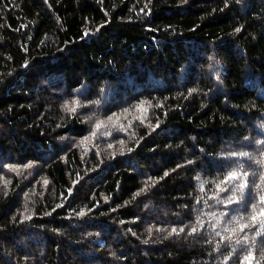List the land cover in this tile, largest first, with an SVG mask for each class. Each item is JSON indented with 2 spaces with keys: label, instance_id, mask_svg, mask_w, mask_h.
<instances>
[{
  "label": "trees",
  "instance_id": "trees-1",
  "mask_svg": "<svg viewBox=\"0 0 264 264\" xmlns=\"http://www.w3.org/2000/svg\"><path fill=\"white\" fill-rule=\"evenodd\" d=\"M262 211L264 0H0V264H264Z\"/></svg>",
  "mask_w": 264,
  "mask_h": 264
},
{
  "label": "snow or ice",
  "instance_id": "snow-or-ice-1",
  "mask_svg": "<svg viewBox=\"0 0 264 264\" xmlns=\"http://www.w3.org/2000/svg\"><path fill=\"white\" fill-rule=\"evenodd\" d=\"M237 31H239V29H237ZM70 110H71V111H75L74 108H72V109H70ZM99 126H100V125H97V127H99ZM28 166L31 167V165H28ZM13 170L15 171V169H13ZM227 179H232V177H228ZM225 182H226V181H225ZM44 183L47 184V181H45ZM201 190H203V185H202V184H201ZM235 199H236L235 197H232V198H231L232 202H233ZM253 210H255L254 207H253ZM80 215H81V216L84 215V212H80ZM261 215H264V211L261 212ZM25 218H26V219H31L30 216L25 217ZM253 219H255V217H253ZM216 223L219 224V221L217 220ZM236 223H239V221H237ZM243 227H246V225H241V229H242ZM193 231H195V229H194ZM224 231H228V228H225ZM233 231H235L234 228H233ZM217 235H219V233H217ZM248 259L250 260L251 257L249 256Z\"/></svg>",
  "mask_w": 264,
  "mask_h": 264
}]
</instances>
